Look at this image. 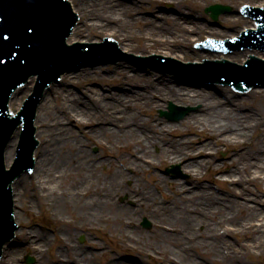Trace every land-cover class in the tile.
Masks as SVG:
<instances>
[{"label": "bare ground", "instance_id": "6f19581e", "mask_svg": "<svg viewBox=\"0 0 264 264\" xmlns=\"http://www.w3.org/2000/svg\"><path fill=\"white\" fill-rule=\"evenodd\" d=\"M138 1L139 5L121 0H72L82 21L69 42H85L92 38L97 41L102 38L99 36L115 34L124 51H139L143 56L156 52L183 61L225 57L240 62L251 53L264 57L261 51L228 55L203 53L192 48L193 43L207 36L232 37L245 28H255L256 22L249 18L233 13L224 20H228L229 24L241 23L244 26H230L221 30L222 26L206 25L179 11L182 16L163 15L167 21L163 23L152 17L142 18L140 6L146 2L154 8L158 4H166L182 10L184 0ZM226 1L233 7L243 4L264 7V0ZM135 27L138 31L134 30ZM124 66L121 63L113 73L99 77L97 71L100 67L78 73L77 80L71 79L72 74L64 77L67 83L74 81L88 88L85 83L94 76L97 79L94 83L105 86V92L88 88L91 92L89 100L75 92H64L61 88L54 90L57 84L47 90V93L55 94L54 99L45 96L36 117V136L43 146L34 153L37 165L33 180L27 174V178L21 177L13 183L15 199L19 198L21 210L20 213L16 212L17 219L26 217L22 213L23 208L33 211L35 205L39 204L54 215L52 218L62 223L57 229L64 231L66 237L64 244L50 254L56 261L54 264H97L90 258L97 249L95 242L89 240L82 247L75 238L80 232L90 233L94 228L108 224H113L120 236L129 242V250L135 247L142 251L149 248L157 254V259L162 261L161 257H165V264H206L202 260H210L212 264H254L255 256H264V199L258 194H249L251 181L264 185L263 120L247 112L243 104L246 97L234 93L230 88H219L230 97L229 101H225L218 96H209L211 94L205 91L172 84L170 79V82L152 80L149 77H152L153 71L151 75H144L141 71L133 73L129 66ZM248 95H252L253 101L260 100L258 105L264 111V90L254 89ZM161 101L200 105L196 113H189L183 119L189 124L188 134L200 128L207 139L215 137L217 143L232 145L236 153L229 176L241 174L239 178L225 180L229 181L227 193L230 197L216 194L202 184L201 169L206 167L212 170L215 167L213 158L209 157L210 144L202 141L198 145L191 137L179 140L167 138L164 131L169 124L159 126L157 122L161 120L154 114L148 119L139 116L140 109L152 112L157 104L164 107L166 104ZM74 120L78 124L73 123ZM73 124L100 147L102 140H106L110 148H102V152L107 157L99 158L98 154L90 152L88 144H84L79 133L71 127ZM117 145L131 149L128 153H122L121 160L134 171L133 176L123 168L115 167L113 161L108 159L111 155L109 149ZM244 145L250 146L251 150L238 152ZM156 156L165 158L168 163L183 164L185 172L192 173L195 183L185 185L182 181L174 182L171 186L173 193L164 202L160 201L153 188L139 178L148 169L144 161H149V166H152L154 161L150 159ZM221 167L218 165L214 169L219 171ZM250 174L256 176L248 179ZM162 181L168 187V179L164 177ZM263 194L264 191H261ZM122 196L138 204V209L120 203L118 198ZM258 203H262V207ZM143 216L149 218L155 234L138 229ZM72 222L74 225L70 227L68 224ZM30 225L17 232L21 236L18 238L24 239L25 247L20 250L17 247L12 250L11 246L5 248L1 264H20L21 256L28 252L36 258V264H53V259L47 254L53 241H58V234L51 237L44 227L36 230ZM164 226L173 228V231L165 230ZM222 228L226 235L221 234ZM105 229L102 231L106 235ZM228 235L243 238L234 244L227 238ZM192 248H201L204 258L199 260L193 256ZM246 254L254 258L248 259L249 255ZM67 256H73L75 260L70 263ZM111 259L108 257L104 264H138L131 259L123 263Z\"/></svg>", "mask_w": 264, "mask_h": 264}, {"label": "rangeland", "instance_id": "374dc122", "mask_svg": "<svg viewBox=\"0 0 264 264\" xmlns=\"http://www.w3.org/2000/svg\"><path fill=\"white\" fill-rule=\"evenodd\" d=\"M122 2L125 3H129L130 1H124L121 0ZM216 3H221V4H225V5H229L232 7V13H237L238 14V9L240 7H233L231 5V3H229L226 0H210L209 2H206L205 0H200V1H195V0H184L182 4V10H179V8H177L176 6L173 5H166V4H158L157 8L152 7L150 4L148 3H143L144 6H140L141 9H139L140 14L142 13L143 15L142 18H148V17H152L155 20L158 21H163V23H167V21H165V19L163 18V15H172V16H182L183 14L179 13V11L182 13L185 12V16H188V18H195V19H199L198 21H201L203 23H205L206 25L212 26V27H221V30H226L228 28H230V26H238V28L243 27L244 25L241 23H238V25H234V24H229L228 20H224L226 19L229 15H221L219 17V19L217 21L213 20L210 16V14L206 13V8L211 5V4H216ZM134 4H138L139 5V1L136 0L134 2ZM154 6V4H153ZM239 15V14H238ZM226 17V18H225ZM220 24V25H218ZM138 26H141L139 24H137ZM242 25V26H241ZM134 30L138 31L137 27L134 28ZM237 30V29H236ZM235 30V31H236ZM230 33H234V32H230ZM115 34H112V36ZM103 37V36H99ZM215 37V36H214ZM225 37H229V36H223V35H218L215 38H225ZM94 39V38H92ZM120 42V41H119ZM192 48L194 49V44L192 45ZM195 50V49H194ZM124 51V50H123ZM139 51H135L134 54H138ZM127 53V52H126ZM242 58V57H241ZM124 64L126 66L124 67H130L129 69H132L131 72H137V71H133V67L130 65V63H128L127 60H124ZM115 65V66H114ZM101 68L98 69V77L101 76L102 74H111L113 73V70L117 67L116 64H112V66H97L95 68H91V70L96 69V68ZM78 73L80 72H75V73H71V79L73 80H77V76ZM100 73V74H99ZM93 74V73H92ZM69 75V74H68ZM144 75H147L146 73ZM161 77H165V76H160V74L157 75H153L151 78L152 80H156V78H161ZM172 77V76H169ZM94 81L97 82V79L93 76L92 79H89V81H87L86 86L88 88H98L100 89L102 92L106 91L105 86L99 85L94 83ZM157 81V80H156ZM158 82V81H157ZM76 86V87H75ZM104 87V88H103ZM61 88L64 92L67 91H71V92H75L77 94L80 95V97H84L85 99L89 100L90 99V95L91 92L88 90V88H84V86L80 85V83L78 82H74L72 81L67 83V79H64L62 81V84H58L57 86H54V90ZM257 90H264V88H256ZM115 90H121V89H115ZM114 90V91H115ZM187 90V89H186ZM200 90V89H198ZM213 90V91H212ZM190 91V90H189ZM201 91H205V93H210L211 95L209 96H214L213 92L214 89H211V91H209L208 89H202ZM54 94L55 93H47L46 98L49 96V98H53L54 99ZM227 96V95H225ZM224 96V97H225ZM252 95H245V99H244V103L245 104V108L246 111L249 113H252L253 116H257L259 119L263 120L262 121V125H263V130H264V111H262V109L259 107L258 103L260 102V100H256L253 101V98L251 97ZM220 98V97H219ZM173 102V101H172ZM43 103V100L42 102ZM160 103L162 104H166L164 107L160 106V105H155L154 108L152 109V112L150 111H146L145 109H140L138 114L140 117L148 119L150 117L151 114H154V116L161 121H158L157 123L159 124V126H161L162 124H169V126H167L168 128H166V130L164 131L165 135L167 138L170 139H174V140H179L181 138H187V137H191L193 139L196 140V143L198 145L201 144L202 141H204V143H208L210 144L209 149H210V154L209 157L213 158V163L215 165V167H217L218 165H221V170H215L213 167V169L211 170L210 168H206L203 167L200 171V176L202 177V184L204 185V187L209 188V190L214 191L216 194L219 195H224L226 197H230L228 196L227 193V187H228V182L229 181H225L231 177L239 178V175L241 173H237L233 176H229L231 170H232V166L231 163L233 162V157L236 153V151L234 150V148L232 147V145H222L220 143H217L216 138H211V139H207L205 137V134L201 132V129L199 128L198 131H195V133H189V124L184 121L183 119L180 120L179 122H173V121H169L166 117H163V115L161 114V111H168V106H169V102H164L161 101ZM241 103V102H240ZM180 106H183L184 108H195V111H191L190 113H196V111L201 108L200 105L194 106L191 104H178ZM236 105H240V104H236ZM231 106V105H230ZM235 107V105H233ZM239 108V107H238ZM39 110V109H38ZM260 111H262V113H260ZM186 118V117H185ZM184 118V119H185ZM76 121L74 120L73 123H75ZM77 123V122H76ZM78 124V123H77ZM73 129H75V131L77 133H79V137L82 141H84V144H88L87 147L89 149L90 152H92L93 154H98L99 158H106V155H103V150L102 148H110V145L106 142V140H102V143L100 145H102V147H100L97 143L95 142H91L89 140V138L85 135V133H83L79 127L76 126V124H73L71 126ZM262 129H259V132H262ZM39 139V138H38ZM40 141V140H39ZM111 151V155L108 159H111L113 161V164L115 165V167H121L123 168V170L125 172H127L129 175H134V171L132 169H128V165L127 163L125 164L122 160V153H128L131 151L130 148L125 147L123 148V146L117 145L116 148L113 149H109ZM251 148L250 146H242L238 152H242V151H250ZM108 151V150H107ZM35 152V151H34ZM103 155V156H102ZM193 156V155H192ZM204 157V156H202ZM188 158V157H187ZM192 159V157H190V160ZM151 161H154V163H152V166H149V161H144L145 163H147V171L141 176H139V178H142L145 182L148 183V185H150L153 188V191L155 192V194L158 196L159 200L164 202L165 200H167V197L169 196V194H172L173 189L171 188V186L173 187V183L176 181H182L185 185H193V183H195V180H192V173H186L183 167V164L180 163H168L165 161V158H158L157 156L155 158H151ZM173 166H177L179 167V171L174 178L171 177L170 174L167 173V169L171 168ZM33 176L31 175L33 180ZM253 174L248 175V179L250 178H254ZM264 176V175H262ZM27 178V175H23L22 178ZM168 179L169 184L167 185L168 187H166L165 185H163V178ZM130 182V180H128V183ZM198 184H196L197 186ZM199 187V186H198ZM250 195L254 196L258 194V197H262L264 199V194L261 195V191H264V185L263 184H258L255 183V181H251L250 184ZM33 189V188H32ZM15 194V193H14ZM15 197V196H14ZM17 199H15L14 201H16L15 203L18 204L19 202V198L16 197ZM118 201L120 203H126L131 205L133 208L138 209V204H135V202L131 201V200H127L126 196H122L118 198ZM262 203H258V206L262 207L261 205ZM18 207L16 208V212L18 211V213L21 212L20 208ZM25 210H26V214H25ZM24 211V212H23ZM23 215L26 217H24L23 219H17L18 223L21 224V227L24 228V226H31L30 224H32V226L37 230H42V227H44L47 231V235H50L51 237H55V234H58V241H53V245L50 247V252L49 254H47L50 257V254L56 250V248L58 249L59 245H63L64 244V239H65V234L64 231H58L57 226L61 225L62 223H60L59 221H56L57 218H52L51 216L54 217V215L47 210V208H41V206L39 204H36L34 207L33 211H30L28 208H23ZM72 219V218H69ZM145 219H147L148 221L149 218H147V216H143L141 217V220L139 222L138 225V229L142 230L143 232H146L148 234H155V229L153 228V225L151 223L150 227H146L144 226V221ZM58 220V219H57ZM26 221H28L26 223ZM70 227H72L74 225V223H69L68 224ZM21 228V229H22ZM105 229V231L107 232L106 235L103 233V229ZM133 228V227H131ZM224 228H222L223 230ZM220 231L221 234L223 231ZM218 231V228L217 230ZM59 232V233H57ZM61 234L63 238H61ZM81 237H84V240L81 241ZM19 238H21V236H19ZM124 236H120L118 229L114 228L113 224H108L105 227L102 228H94L93 231H91L90 233L87 232H80L77 237L75 238L76 243L81 245L82 247L87 245V242L89 240H92L95 242L97 249H94L95 255H92L90 258H92V261H95L97 264H104L105 261L108 259V257L110 258H114L115 260H118L119 262L123 263L125 262L127 259H131L134 262H138V264H165L166 262H163L166 260L165 257H161V259H157V254L154 253V251H152L151 249H147L145 248L143 251L141 249H139V247H135L131 250H129L128 246H129V242H127L126 240L123 239ZM232 243L236 244L238 240H241V238H243L242 236L236 235V236H229L227 237ZM73 241V240H72ZM75 242V241H74ZM14 245V244H13ZM49 248V247H47ZM105 249V253L102 254V250ZM147 249V250H146ZM102 251V252H101ZM202 249L201 248H197V249H193L192 248V252H193V256L197 257V259L202 260L204 258V254L202 253ZM249 255L248 259L251 258V260L254 258L253 255L250 254H246ZM134 256V257H133ZM27 257H33L34 262L32 264H36L37 260L36 258L33 256V254L31 252L28 253H24L21 256V259L19 260L20 264H31L27 261ZM136 257V258H135ZM51 258V257H50ZM53 259V258H51ZM111 259V260H112ZM67 260L68 262L71 263V260H75V257H68L67 256ZM204 261L206 264H212L210 260H202ZM53 264L56 262L54 261V259L52 260ZM140 262V263H139ZM254 264H264V256H261L260 258L255 256V258L253 259ZM118 264V263H117ZM214 264V263H213ZM218 264H223V263H218Z\"/></svg>", "mask_w": 264, "mask_h": 264}, {"label": "water", "instance_id": "95a60500", "mask_svg": "<svg viewBox=\"0 0 264 264\" xmlns=\"http://www.w3.org/2000/svg\"><path fill=\"white\" fill-rule=\"evenodd\" d=\"M124 1H130V3L131 4H133L136 0H124ZM252 6H255V5H252ZM211 9V8H210ZM210 9H208V10H210ZM76 11V10H75ZM218 14H219V12H214L213 13V16L215 17V18H217V16H218ZM82 20H81V18H80V21L79 22H81ZM75 28H78V25L75 27ZM250 28H252V27H250ZM72 36V35H71ZM71 36H70V38H71ZM70 38L68 39V41L70 40ZM120 46V45H119ZM132 53H134V52H132ZM236 53H238V52H236ZM128 54H131V53H128ZM158 54V53H157ZM235 54V53H234ZM228 55H232V54H228ZM172 58H176V57H172ZM128 61V60H127ZM183 61V60H182ZM121 63H124V60H122V61H120V62H118V64H117V66H120V64ZM84 70H86V69H84ZM83 70V71H84ZM83 71H78V72H83ZM151 72V71H150ZM168 76V75H167ZM35 79H32L31 80V82H30V84H28V85H26L25 87H22V88H20L19 90H17L16 92H15V94H13V97H12V99L10 100V102H9V105H10V109L14 112V113H16V111H18L19 109H20V107H21V105H22V102H23V100H24V97H26V96H28L29 94H31V92H32V90L34 89V85H35ZM55 84V83H54ZM59 84V83H58ZM60 84H62V81H61V83ZM53 86V85H52ZM51 86V87H52ZM51 87L48 89V90H50L51 89ZM254 90V89H253ZM210 91V90H209ZM214 91H216V90H214ZM219 91L221 92V94L222 95H224V92H223V90L222 89H219ZM46 93V92H45ZM45 96H46V94L44 95V98H45ZM43 98V99H44ZM42 99V100H43ZM42 102V101H41ZM41 104V103H40ZM40 106V105H39ZM38 109H39V107H38ZM38 109H37V113H36V115H38ZM37 117V116H36ZM35 127H36V119H35ZM21 128L22 127H20L17 131H16V135L14 136V139L12 140V142L10 143V145H9V148L7 149V151H6V153H5V161H6V166L8 167H10V165L12 164V162H13V160H14V157H15V154H16V148H17V144L19 143V140H20V133L22 132V130H21ZM35 133H37V128H36V131H35ZM36 138H37V136H36ZM38 141H39V139H37ZM40 143V144H39ZM39 143H38V148L37 149H40L42 146H43V143L42 142H40L39 141ZM35 151V150H34ZM35 157H36V155H34ZM37 160V159H36ZM36 165H37V161H36V163H35ZM36 168V167H35ZM21 179V177L20 178H18L17 179V181L18 180H20ZM13 186V185H12ZM15 213H16V210H15ZM16 220H17V214H16ZM17 223H18V220H17ZM18 224H20V223H18ZM21 224H20V227H19V229H18V231H20L21 230ZM17 231V232H18ZM14 245L15 246H17V245H20V246H18L17 247V249L18 250H20L21 249V247H25V242H24V239H19V240H16L15 241V243H14ZM11 249L12 250H15V247L14 246H11ZM4 255H5V253H4Z\"/></svg>", "mask_w": 264, "mask_h": 264}]
</instances>
